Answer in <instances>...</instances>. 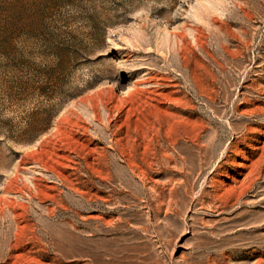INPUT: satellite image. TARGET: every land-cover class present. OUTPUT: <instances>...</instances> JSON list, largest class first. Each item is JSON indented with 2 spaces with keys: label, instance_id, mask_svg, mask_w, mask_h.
<instances>
[{
  "label": "rangeland",
  "instance_id": "374dc122",
  "mask_svg": "<svg viewBox=\"0 0 264 264\" xmlns=\"http://www.w3.org/2000/svg\"><path fill=\"white\" fill-rule=\"evenodd\" d=\"M0 264H264V0H0Z\"/></svg>",
  "mask_w": 264,
  "mask_h": 264
},
{
  "label": "bare ground",
  "instance_id": "6f19581e",
  "mask_svg": "<svg viewBox=\"0 0 264 264\" xmlns=\"http://www.w3.org/2000/svg\"><path fill=\"white\" fill-rule=\"evenodd\" d=\"M247 175H248V174H246V176H245V177H247ZM248 177H249V175H248Z\"/></svg>",
  "mask_w": 264,
  "mask_h": 264
}]
</instances>
